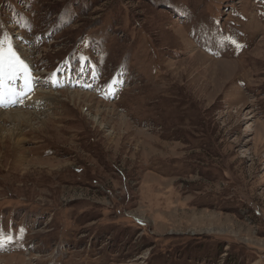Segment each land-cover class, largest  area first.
<instances>
[{"label": "rangeland", "instance_id": "1", "mask_svg": "<svg viewBox=\"0 0 264 264\" xmlns=\"http://www.w3.org/2000/svg\"><path fill=\"white\" fill-rule=\"evenodd\" d=\"M5 37L0 111L43 106L0 120V264H264V0H0Z\"/></svg>", "mask_w": 264, "mask_h": 264}, {"label": "bare ground", "instance_id": "2", "mask_svg": "<svg viewBox=\"0 0 264 264\" xmlns=\"http://www.w3.org/2000/svg\"><path fill=\"white\" fill-rule=\"evenodd\" d=\"M28 69V68H27ZM28 71H29V69H28ZM30 72V71H29ZM30 74V76H31V74H33V73H29ZM28 77V76H27ZM26 76L23 78V82H22V84L23 85H21L22 86V88H24L23 90H25V91H28L29 89H31V83L29 84V86L28 87H26L25 85H26V83L28 82V80H29V77L27 78ZM14 78H15V76H14ZM18 78H21V76L20 77H18ZM0 79H1V85H3V86H5L6 85V82L5 81H3V79H2V77H0ZM12 81H14V79H12ZM42 83V82H41ZM0 85V86H1ZM112 87H113V91L116 93L117 92V87L116 86H113V85H111ZM6 87V86H5ZM15 87V86H14ZM15 88H13V91L11 90V91H8L7 90V99L4 101V102H1V103H5L6 101H8V100H10L9 98H13V97H16L18 94L17 93H15V90H14ZM9 90H10V88H9ZM111 93V92H110ZM41 94V93H40ZM40 94H37V96L36 97H38V95H40ZM3 95H5V94H3ZM11 96H13V97H11ZM52 96V95H51ZM33 97H35V95L33 96ZM34 98L32 101H31V105L33 106V108L32 109H34L33 111H24V112H21V113H3V112H1L0 111V120H4V121H9L10 122V124L12 123L13 125H14V127H16V133L15 132H13V133H11V134H9L8 136H6V137H2V139L1 140H3L2 142L3 143H5V142H7L8 140H9V142H10V144H12L13 145V147H18V145L20 144V143H22V142H24V139H23V132L20 130V127H22V126H25V127H27V128H31L32 127V121L33 120H36V119H39V118H37V116H36V113L35 112H37L36 110H35V108H34V106H37L38 108H40L41 106H43V104L41 105V99H37V98ZM46 98H47V94H46V96H45ZM54 98V97H53ZM47 99H52V97H48ZM46 99V100H47ZM13 99H11V101H12ZM71 101L73 102L74 101V98H72L71 99ZM29 102V100H25L24 101V103L27 105V103ZM45 101H43V103H44ZM7 103V102H6ZM10 103V102H9ZM40 103V104H39ZM44 105H45V103H44ZM6 106H7V104H6ZM41 110V109H40ZM39 111V110H38ZM46 123H42V125L40 126V128L38 127L37 128V131L38 132H40L41 130H45V125ZM46 132V131H45ZM15 258V257H14Z\"/></svg>", "mask_w": 264, "mask_h": 264}, {"label": "snow or ice", "instance_id": "3", "mask_svg": "<svg viewBox=\"0 0 264 264\" xmlns=\"http://www.w3.org/2000/svg\"><path fill=\"white\" fill-rule=\"evenodd\" d=\"M5 40H7V37L0 40V76L7 74L9 78H12V76L18 71L27 72V66L17 55L16 51L12 49L10 44L5 50ZM233 43H235V41H233ZM30 83L31 81L28 80L25 86L28 87ZM13 103H15V101H13ZM5 239L10 240L11 237H5ZM0 246H2V240H0Z\"/></svg>", "mask_w": 264, "mask_h": 264}]
</instances>
